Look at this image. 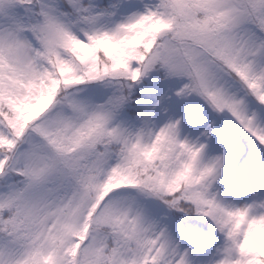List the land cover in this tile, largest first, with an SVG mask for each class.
<instances>
[{
  "label": "snow or ice",
  "instance_id": "6c2138e0",
  "mask_svg": "<svg viewBox=\"0 0 264 264\" xmlns=\"http://www.w3.org/2000/svg\"><path fill=\"white\" fill-rule=\"evenodd\" d=\"M0 264H264V0H0Z\"/></svg>",
  "mask_w": 264,
  "mask_h": 264
}]
</instances>
